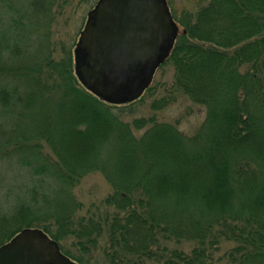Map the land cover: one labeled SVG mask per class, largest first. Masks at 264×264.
Segmentation results:
<instances>
[{
    "label": "trees",
    "instance_id": "trees-1",
    "mask_svg": "<svg viewBox=\"0 0 264 264\" xmlns=\"http://www.w3.org/2000/svg\"><path fill=\"white\" fill-rule=\"evenodd\" d=\"M190 1L166 0L170 89L204 108L185 136L152 115L124 120L139 97L104 101L70 50L32 37L52 0H0V116L16 119L0 125V156L30 179L0 212V245L25 226L78 264H209L223 242L227 264H264V0ZM94 171L111 192L81 214L72 190Z\"/></svg>",
    "mask_w": 264,
    "mask_h": 264
},
{
    "label": "water",
    "instance_id": "water-1",
    "mask_svg": "<svg viewBox=\"0 0 264 264\" xmlns=\"http://www.w3.org/2000/svg\"><path fill=\"white\" fill-rule=\"evenodd\" d=\"M177 25L165 0H97L73 47L74 71L104 101L133 100L166 58ZM0 264H75L38 228L0 245Z\"/></svg>",
    "mask_w": 264,
    "mask_h": 264
},
{
    "label": "rangeland",
    "instance_id": "rangeland-1",
    "mask_svg": "<svg viewBox=\"0 0 264 264\" xmlns=\"http://www.w3.org/2000/svg\"><path fill=\"white\" fill-rule=\"evenodd\" d=\"M93 1L94 0H52L48 17L44 19L37 33L32 36L36 41L42 40L40 34L43 33L45 40L53 43V47L57 53H59V51L61 52V46L65 48L63 49L64 51L68 50L69 52L70 50L72 55V70L74 73L73 47L78 33L86 19V13L93 7L97 0H95L94 3ZM168 1L170 8L175 7L177 10L184 5H186V7L192 6V1L190 0L186 2L184 0ZM169 5L167 6L168 10ZM27 28L28 27L25 26L24 29L26 30ZM177 28L179 29V26ZM26 43H28V41H26ZM74 75L78 80L76 73ZM172 76V63L164 59L154 69L147 86L136 97L139 98L135 100L132 109H129L131 111L126 114L123 119L130 121L133 117H148L152 115L157 122L169 123L183 135L189 136L203 120L204 108L189 100V98L181 94V92L170 89ZM78 82L80 81L78 80ZM149 86L151 88L147 91L146 89ZM162 96L169 98L168 103L158 109H152L150 107L151 102ZM15 121L16 119L13 116L9 122L5 123L2 122L0 116V125L6 126L4 127L5 129ZM142 130L143 128L133 129V134L138 136L141 134ZM45 150V147H43V151ZM28 173V168L22 167L16 163L15 156L14 158H3L0 156V212H5L11 207L16 194L18 196L22 195L24 186L30 182ZM72 191L76 199L83 205L82 211L80 212L82 214L84 208L89 203H96L103 199L111 192V188L104 177L99 172L94 171L80 177ZM21 228L16 232L21 230ZM23 228H25V226H23ZM42 232L44 233V231ZM47 237L51 239L49 236ZM192 245L193 243L191 242H184L180 245V248L184 251H188ZM231 245V242L221 243L217 249L211 252L209 264H227L223 253ZM66 248L68 247L66 246ZM59 251L63 253L60 249ZM69 259L75 264H78L75 260Z\"/></svg>",
    "mask_w": 264,
    "mask_h": 264
}]
</instances>
